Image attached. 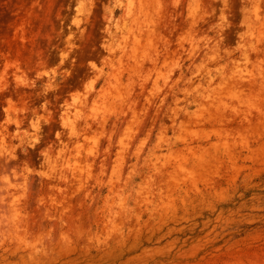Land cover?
Returning a JSON list of instances; mask_svg holds the SVG:
<instances>
[{"label": "rangeland", "instance_id": "obj_1", "mask_svg": "<svg viewBox=\"0 0 264 264\" xmlns=\"http://www.w3.org/2000/svg\"><path fill=\"white\" fill-rule=\"evenodd\" d=\"M0 264H264V0H0Z\"/></svg>", "mask_w": 264, "mask_h": 264}]
</instances>
